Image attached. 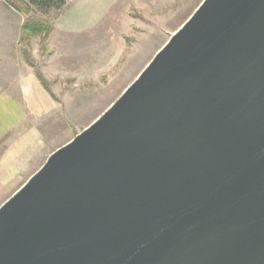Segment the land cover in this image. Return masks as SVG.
<instances>
[{"label": "water", "instance_id": "1", "mask_svg": "<svg viewBox=\"0 0 264 264\" xmlns=\"http://www.w3.org/2000/svg\"><path fill=\"white\" fill-rule=\"evenodd\" d=\"M0 264H264V0H202L0 205Z\"/></svg>", "mask_w": 264, "mask_h": 264}, {"label": "rangeland", "instance_id": "2", "mask_svg": "<svg viewBox=\"0 0 264 264\" xmlns=\"http://www.w3.org/2000/svg\"><path fill=\"white\" fill-rule=\"evenodd\" d=\"M201 1L66 0L27 14L0 0V91L16 86L25 65L34 68L26 51L59 103L42 121L55 150L122 93ZM28 17L49 18L52 32L23 40Z\"/></svg>", "mask_w": 264, "mask_h": 264}, {"label": "crops", "instance_id": "3", "mask_svg": "<svg viewBox=\"0 0 264 264\" xmlns=\"http://www.w3.org/2000/svg\"><path fill=\"white\" fill-rule=\"evenodd\" d=\"M15 81V87L0 91V205L54 150L48 148L46 127L42 121L58 110V100L42 84L31 66L25 65ZM66 113L64 111V117Z\"/></svg>", "mask_w": 264, "mask_h": 264}, {"label": "trees", "instance_id": "4", "mask_svg": "<svg viewBox=\"0 0 264 264\" xmlns=\"http://www.w3.org/2000/svg\"><path fill=\"white\" fill-rule=\"evenodd\" d=\"M10 6L24 11L29 14L33 9L39 10L44 14H49L52 10H60L66 3V0H5ZM53 30L52 23L49 18H33L28 17V19L21 26V31L24 35V39L28 41L32 37L41 36L47 37ZM24 52L26 61L34 67L37 77L40 79L42 84L46 89L52 93L49 85L47 84V79L44 74L35 66L30 55ZM53 95V93H52Z\"/></svg>", "mask_w": 264, "mask_h": 264}]
</instances>
